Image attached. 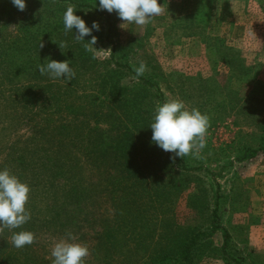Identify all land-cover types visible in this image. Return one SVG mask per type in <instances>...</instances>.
Wrapping results in <instances>:
<instances>
[{"label": "rangeland", "instance_id": "obj_1", "mask_svg": "<svg viewBox=\"0 0 264 264\" xmlns=\"http://www.w3.org/2000/svg\"><path fill=\"white\" fill-rule=\"evenodd\" d=\"M89 2L97 7L95 0ZM158 3L164 12L143 27L125 24L122 28L125 22L113 12L108 31L104 17L91 12L89 22L96 21L100 27L95 30L98 40L94 47L98 51L110 49L111 53L100 52L93 59V54L86 51L85 62L73 58L71 63L79 70L72 68L76 76L71 81L51 79L47 74L32 78L25 72L30 66L23 65L25 61L33 65L29 54L14 49L24 47L25 41L31 46L39 42L24 30L27 20L63 17L66 8L56 11L42 0H29L25 11L0 15V65H6L2 68L6 77L0 70V170L9 169L21 181L29 178L32 167L43 164L58 170L62 165L64 177L82 188L78 199L82 201V214L76 215L77 225L69 229L58 226L65 214L59 213V222L55 217L56 207L69 213V199L64 200L59 190H30L29 198L36 197L35 208L26 205L31 219L21 228L0 233V264H53L52 247L67 233L89 248L84 264H139L149 255L166 220L203 234L199 242L205 243L204 249L193 264H264V0ZM193 14L198 22L190 18ZM220 38H224L222 46ZM73 40L74 35L61 50L69 49ZM215 47H231L238 52L228 53L227 58L243 61L241 71L246 74L241 81L234 79L242 76L236 65H212L217 57ZM77 50L71 48L70 53ZM39 53L32 51L34 57ZM141 60L148 69L141 77L156 84L164 100L178 97L189 109L197 108L210 117L206 147L199 159L191 155L176 157L168 160L166 167L146 174L145 187L157 195L151 196L153 209L143 215L134 234L121 230L113 249L107 244L100 248L95 244L97 234L110 227L112 200L117 202L128 183L120 181L116 192H112L111 180L116 182L118 175L111 169L113 160L92 159L97 134L108 140L122 135L114 123L121 118L119 109L108 99H99L98 91L101 84L110 83L111 70L116 71L119 85L140 86L129 71L134 72ZM81 65L92 67L82 72ZM30 86L34 94L24 92ZM147 90L150 97L142 103L154 111L157 98L151 88ZM52 93L57 99H50ZM24 94L35 99L33 106L24 101ZM66 105L71 109L67 110ZM52 111V123L45 125L43 121ZM161 150L170 158L175 155ZM19 157L25 167L17 163ZM136 162L140 163L141 157ZM141 179L144 177H139L135 187ZM159 201L163 206L157 207ZM214 208L215 219L211 215ZM124 216L122 211L119 219ZM212 226L228 234L223 255L221 231L211 232ZM22 230L33 232L36 240L17 249L10 237Z\"/></svg>", "mask_w": 264, "mask_h": 264}, {"label": "trees", "instance_id": "obj_2", "mask_svg": "<svg viewBox=\"0 0 264 264\" xmlns=\"http://www.w3.org/2000/svg\"><path fill=\"white\" fill-rule=\"evenodd\" d=\"M28 1L29 0H25V3ZM89 1L90 0H56V2L53 3L52 0H42V2H45V5L51 7L52 10L56 11L60 10L61 8H66L68 4L74 5L76 9L75 14L79 15L86 22V25L90 28L92 23L89 22V19L87 17L91 12H96L104 17L107 24V30H111L112 15L106 10L98 9L99 0H95L97 7H95ZM0 5V8H3L0 11L1 16H9L10 14L14 15L15 13H17L18 9L11 3V0H0ZM83 10L88 11V13L84 14ZM190 18L197 19V15H190ZM33 21L34 20H27V26H24V30H29L32 35L36 36V40H39V42L35 41L34 46H31L28 44L29 42L25 41V43H23L24 47H14V49H18V52L24 50L29 54L28 60H31V63H33V65H30L28 61L23 62V65L30 66L25 72H27L32 78L44 76L39 73L37 66L38 64L46 65V63L48 62L47 60L49 59L56 61L68 59L71 61L76 57L79 62H85L87 60L86 55H88V53L85 51L83 44L80 42H76L75 40H73L72 45L68 47L69 49L61 50L59 48L58 44L61 41L69 40L70 36L76 34L75 29H73V32H68L67 34H65L62 16L57 15L41 17L36 21ZM196 22H198V19ZM94 34L95 30H93L92 32V35ZM27 37L26 39H28ZM90 37L91 36H86L84 38V42L86 43ZM55 38L57 39V42H54ZM218 40L219 46H222L224 44V38H220ZM40 43H43V48H39ZM210 46L207 48H210ZM46 48H48V52L43 55V52L45 51L44 49ZM71 48H77V53L71 54ZM213 50L214 53H216L217 57L213 60L212 65H236L238 71L242 76L240 77V79H234L241 81L243 79V75L246 74V71H241L243 70V61L240 59L238 63L237 60L234 61L227 58L228 53L238 54V52H235V50H233V48L231 47H225L224 49L215 47L213 48ZM32 51H38L40 53L34 57L32 55ZM65 53H68V56H66ZM0 62H3V60ZM3 66L6 65H0V70L2 72V75L6 77V73L2 71ZM70 67L77 68L79 70L78 66L72 65L71 62ZM91 67V65H81V71L85 72L84 68ZM129 72L133 77L135 76L134 72ZM115 75L116 71L111 70L108 77L110 83L107 86L106 83L101 84L98 91V97L99 99H108V101L116 105L115 107L119 109L121 118H119L118 120L115 119L114 123H117L116 126L121 130L122 135L115 140H108L107 138L99 137V135L97 134L96 145H94L92 150V153H94L92 155V159H103L105 157H111L114 162L111 169L113 170V172L116 171V174L118 175L116 182L115 180H111L113 184L111 189L112 192H116V189L118 188V186H120V181H125L128 183L123 187L124 193H122L117 200L118 204H116L117 202L114 203V201L112 200L113 213L112 223L110 227L102 230L101 233L97 234L99 240L95 244H97V246L100 248H103V245L107 244L112 249L115 247L114 240L117 234L121 232V230H124L127 234L129 233L130 235L134 234L137 224H139L140 220H143V215L149 210L153 209L155 201L152 200L151 196L157 195L155 192L150 193L149 188L145 187V176L147 177V175L151 172L154 173L156 169L166 167L168 160L173 161V159L168 157V155L163 154L161 148H159L154 142H152V131L149 126L152 122L151 117H153L154 111H150L142 103L150 97L147 87L152 89V94L154 97L156 96L157 102L163 103L165 100L159 87L156 84L151 83L149 80L144 79L143 77L138 78V81L142 86L140 85L135 87H124L116 82ZM48 90L49 89H46V91ZM27 91L30 94H34L33 88L31 86L26 87L24 92L27 93ZM50 92L51 91H49V93ZM24 95V101L29 104V106H33L35 99L31 95ZM50 99L55 100L57 99V97L54 98V95L52 93ZM66 108L67 110H70L71 106L66 105ZM62 110H64V108ZM53 114L54 111H52L49 117H47V119L43 121L45 125L52 123ZM97 116H99V114H97ZM97 131H99V129H97ZM136 153L138 156H136ZM134 156H136L135 159ZM137 157H141L140 163H134ZM131 158L133 160H131ZM17 163L23 167L26 166L22 165L24 163L22 157H19ZM55 163L58 164V161L55 160ZM36 171L38 172L36 173ZM64 174L65 168L62 165L60 169L58 168V170H55L53 166L46 168V166L42 164L37 168L32 167L29 170V178L21 177V182L27 183L30 187V190L32 191L41 192L48 190H59L60 192H62L64 200L69 199L68 203L71 207V210L67 214L66 211H61L58 207H56L58 211L55 217L59 222V213L65 214L64 219L62 220V224L58 226L69 229L72 226L77 225L75 224V221H77L76 215L82 214V201H79L82 196V193L80 191L82 190V188L78 189V185H76V183L70 182L69 179L64 177ZM139 177H144V179L139 180L138 185L135 187L134 183L139 179ZM111 191H109V193ZM145 191L147 193H145ZM34 198H36L35 195L31 196L27 203L31 208H35ZM160 204L161 201L157 203V207H160L162 205ZM122 211L126 216L119 219V215ZM211 215L213 219L216 218L215 208L213 209ZM79 222H81V220ZM215 230L221 231L222 245L220 248V252L223 255L225 254L228 234L224 229L212 226L211 232ZM157 237V240L153 243L152 246H150L149 255L144 260L140 261L139 264H193L195 259L204 249L205 245L204 242H199V239L203 237L202 233L197 231L194 232L192 230H189V228L187 227H176L175 225H173L171 220L165 221V226L162 231L159 232ZM232 262L234 264H242L237 263L236 261Z\"/></svg>", "mask_w": 264, "mask_h": 264}, {"label": "clouds", "instance_id": "obj_3", "mask_svg": "<svg viewBox=\"0 0 264 264\" xmlns=\"http://www.w3.org/2000/svg\"><path fill=\"white\" fill-rule=\"evenodd\" d=\"M52 2L55 3L56 0ZM11 3L21 12L26 10L25 0H11ZM99 9L107 10L109 13L116 12L118 18L125 22L121 25L122 28L125 24L143 27L164 12V7L158 3V0H99ZM75 12L74 5L66 6L62 17L65 34L75 29V41L82 43L85 51L93 54V59H96L100 52L111 53L110 49L98 51L94 47L98 38L92 35V32L100 30L99 23L94 21L90 28ZM86 36H91V40L87 43L84 42ZM58 46L60 49L66 48L67 42L61 41ZM43 47V43H40L39 48ZM47 61L46 65L37 66L41 75L47 74L51 79L66 78L67 81L75 78L76 73L70 67L71 61L51 59ZM133 70L135 76L132 79L138 81L148 69L146 63L141 60L139 66L134 67ZM149 127L152 131V142L165 152L174 153L173 160L176 157L183 159L189 155L199 159L201 151L206 147L210 117L202 114L197 108L189 109L178 97L168 98L163 103L156 104ZM29 194L30 187L27 183L21 182L7 168L0 170V233L5 229L11 231L21 228L31 219V213L26 209ZM10 239L12 245L20 249L32 245L36 237L33 232L22 230L13 232ZM89 255V248L75 242V237L71 233H67L64 238L55 242L51 250L53 264H84L85 258Z\"/></svg>", "mask_w": 264, "mask_h": 264}]
</instances>
